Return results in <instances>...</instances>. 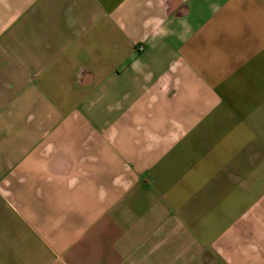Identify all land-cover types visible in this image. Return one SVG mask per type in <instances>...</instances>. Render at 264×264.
Segmentation results:
<instances>
[{
  "label": "crops",
  "instance_id": "crops-1",
  "mask_svg": "<svg viewBox=\"0 0 264 264\" xmlns=\"http://www.w3.org/2000/svg\"><path fill=\"white\" fill-rule=\"evenodd\" d=\"M0 264H264V0H0Z\"/></svg>",
  "mask_w": 264,
  "mask_h": 264
},
{
  "label": "built area",
  "instance_id": "built-area-1",
  "mask_svg": "<svg viewBox=\"0 0 264 264\" xmlns=\"http://www.w3.org/2000/svg\"><path fill=\"white\" fill-rule=\"evenodd\" d=\"M139 50L142 51L143 50V47H140Z\"/></svg>",
  "mask_w": 264,
  "mask_h": 264
}]
</instances>
